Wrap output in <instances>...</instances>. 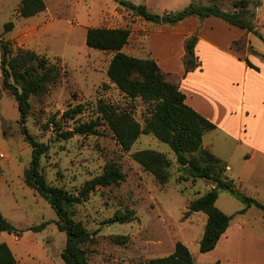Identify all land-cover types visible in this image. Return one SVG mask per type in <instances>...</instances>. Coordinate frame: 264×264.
Wrapping results in <instances>:
<instances>
[{
  "label": "rangeland",
  "instance_id": "374dc122",
  "mask_svg": "<svg viewBox=\"0 0 264 264\" xmlns=\"http://www.w3.org/2000/svg\"><path fill=\"white\" fill-rule=\"evenodd\" d=\"M21 1L0 0V33L3 39L11 43L15 52L20 48L29 49L52 62L59 60L67 72L57 88L41 99L32 100V114L26 124L38 142L49 146L41 162L48 183L78 194L89 181L102 175L110 163L119 164L126 175V180L120 185L98 188L89 201L73 208L76 220L82 221L95 234L90 250L96 253L90 264H145L150 259L171 255L178 241L186 243L192 252H200L197 243L204 235L203 220L207 215H196L192 220L183 217L189 204L204 195L209 185H214L200 179L182 180L186 175L169 145L154 136L142 135L132 150L125 152L103 120L98 135L76 134L69 140H63L55 126L48 123L53 119L63 120L68 110L84 105L83 114L75 121L63 120L61 133L74 131L80 124L102 118L100 101L121 107L133 104L135 117L142 125L149 116V104L141 99L131 102L112 83L108 68L113 54L88 47L89 28L131 30V40L124 53L155 59L163 67L171 69L170 73L181 76L183 81L186 43L199 35L222 48L233 39L242 38L238 39L239 44H232L231 52L255 67L264 66V0H251V9L257 13L258 34L230 28L218 17L192 16L179 24L150 23L137 15L138 10L124 6L125 3L146 6L150 13L163 16L190 6L216 5L224 11L234 12V4L240 0H121L122 3L115 0H45L48 10L32 18L18 15ZM258 1L261 5L255 9ZM9 22H13L15 28L5 34V25ZM192 30L195 33L184 42L183 38ZM212 49L203 45L202 56L211 68L227 72L229 66L223 60L228 54ZM255 77L257 80L252 82L258 84L259 77ZM221 82L229 84L226 76ZM20 118L17 103L7 93L2 94L0 155L4 154L6 159L0 158V212L24 233L20 236L0 233V245L7 244L21 264H65L61 255L66 248L67 236L55 224L58 221L56 212L37 191L24 183L33 150L21 133ZM211 143L231 164L242 162L246 149L239 141L219 131L205 135L204 145L208 147ZM142 150L163 153L171 161L168 184H159L133 159L132 155ZM235 189L242 196H249L255 186L245 180ZM225 196L231 195L223 189L220 209L228 213L238 206L239 209H248L246 202L236 196L238 201L229 198L237 205L223 204ZM128 211H133L138 220L126 224L108 223L117 213ZM256 216H259V209L249 212L245 218L254 221ZM44 222L52 224L43 232L30 230ZM115 236H123L128 241L123 245L116 244L112 239Z\"/></svg>",
  "mask_w": 264,
  "mask_h": 264
},
{
  "label": "trees",
  "instance_id": "16d2710c",
  "mask_svg": "<svg viewBox=\"0 0 264 264\" xmlns=\"http://www.w3.org/2000/svg\"><path fill=\"white\" fill-rule=\"evenodd\" d=\"M122 3V1H121ZM251 0H240L234 4L235 11L228 12L216 5L196 8L190 6L177 13H167L163 16L152 14L146 6H135L125 3L124 6L138 10V16L144 21L155 24H179L192 16L201 18L218 17L232 27L258 34L256 25L257 13L251 9ZM261 2L255 4L259 8ZM47 11L45 0H22L18 8V15L22 18H32ZM15 28L13 22L5 25L4 33H10ZM132 32L125 28H89L86 43L88 47L113 54L108 68V76L112 83L131 102L141 99L150 105L149 116L142 125L135 117L133 104L121 107L114 104L99 102V113L102 118L91 123L80 124L74 131H63V120L75 121L84 112V105L68 110L63 120H51L63 140L81 136L98 135L99 127L108 125L116 140L125 152H129L142 135H151L160 142L170 146L176 155L177 162L187 180H205L212 182L214 187L201 197L193 200L187 207L184 219H189L195 213H203L208 217L203 238L200 241V252L213 251L221 237L225 234L233 221V216L227 215L217 207L220 191L225 189L234 196L246 202L250 207L255 205L264 211V205L255 199L241 195L235 189V184L226 173L228 164L218 157L211 147L204 145L205 134L215 131L217 127L199 114L187 103L186 95L181 91L182 77L163 70L152 58H137L123 52L130 43ZM197 37L186 43L184 59V77L200 67L196 58L195 48ZM240 41L234 42V46ZM234 46L232 48H234ZM2 84L0 98L7 93L16 103L21 114L18 124L25 141L32 148V161L25 170L24 183L27 187L37 191L54 209L58 221L55 222L59 231L67 236L66 248L62 252L65 264H90L91 257L96 251L90 250L95 241V234L91 233L82 221L75 218L73 208L89 201L91 195L98 188L118 186L126 180L121 166L110 163L105 167L102 175L89 181L78 194L70 193L64 188L55 187L48 183L42 171V157L49 151V146L40 143L26 127L32 114L33 99H41L58 87L67 72L60 61L52 62L50 58L29 49L13 50L10 42L3 39L0 33ZM247 65L259 71L249 61ZM133 159L148 173L153 175L161 185L168 184L171 173V161L163 153L154 150H142L132 155ZM246 209L240 213H245ZM138 220L133 211L117 213L108 223H132ZM51 222H44L30 228L31 231L43 232ZM0 233L20 236L23 230L17 229L0 212ZM116 244L127 243V238L115 236ZM0 264H21L15 258L7 244L0 245ZM145 264H197L190 249L178 241L174 252L163 258H155Z\"/></svg>",
  "mask_w": 264,
  "mask_h": 264
},
{
  "label": "crops",
  "instance_id": "0c3cea01",
  "mask_svg": "<svg viewBox=\"0 0 264 264\" xmlns=\"http://www.w3.org/2000/svg\"><path fill=\"white\" fill-rule=\"evenodd\" d=\"M228 26L237 28L229 24ZM194 33V30L189 32L183 38L184 42ZM197 38L199 42L196 45L195 54L201 66L184 77L181 91L187 97L186 103L217 127L212 132L221 131L245 147L242 162L234 165L228 158L221 157L214 143L209 144L213 152L228 164L226 175L234 182L235 187L245 180L247 183L254 184L255 190L249 196L248 194L245 196L264 205V66H256L259 68V71H256L250 68L245 60L231 52L232 44L242 38L233 39L224 48L213 41H206L200 35ZM203 45L215 51L223 50L228 54L223 60L229 66L227 72L221 68L209 66L207 59L201 54ZM159 66L167 72L171 70L160 64ZM225 76L229 80L227 85L221 82ZM255 76L259 77L257 81L259 85L252 82L256 79ZM212 187L209 185L207 191ZM228 193L231 195L229 197L236 200L231 192L228 191ZM220 196L221 191L217 201L219 209ZM225 197L223 204L237 205L231 198ZM239 207L231 213L220 209L227 215L233 216V221L213 251L194 253L190 250L197 264H264V211L252 205L246 209L245 213H240L244 209ZM255 209H259V216L254 217V221L246 220V215ZM200 214L203 213H195L190 219ZM203 221L206 228L208 217ZM201 239L197 243V250L200 249ZM184 244L187 246L186 243Z\"/></svg>",
  "mask_w": 264,
  "mask_h": 264
},
{
  "label": "built area",
  "instance_id": "2783aa9c",
  "mask_svg": "<svg viewBox=\"0 0 264 264\" xmlns=\"http://www.w3.org/2000/svg\"><path fill=\"white\" fill-rule=\"evenodd\" d=\"M0 158H1V159H6L4 154H1V155H0Z\"/></svg>",
  "mask_w": 264,
  "mask_h": 264
},
{
  "label": "water",
  "instance_id": "95a60500",
  "mask_svg": "<svg viewBox=\"0 0 264 264\" xmlns=\"http://www.w3.org/2000/svg\"><path fill=\"white\" fill-rule=\"evenodd\" d=\"M116 2H120L121 0H115Z\"/></svg>",
  "mask_w": 264,
  "mask_h": 264
}]
</instances>
